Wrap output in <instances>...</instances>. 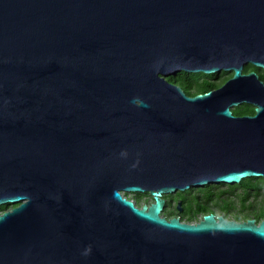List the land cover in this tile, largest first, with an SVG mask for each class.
<instances>
[{"label":"water","instance_id":"water-1","mask_svg":"<svg viewBox=\"0 0 264 264\" xmlns=\"http://www.w3.org/2000/svg\"><path fill=\"white\" fill-rule=\"evenodd\" d=\"M248 64L264 0H0V264H264V219L163 215L165 194L264 177ZM179 72L233 76L189 96Z\"/></svg>","mask_w":264,"mask_h":264},{"label":"flooded vegetation","instance_id":"flooded-vegetation-1","mask_svg":"<svg viewBox=\"0 0 264 264\" xmlns=\"http://www.w3.org/2000/svg\"><path fill=\"white\" fill-rule=\"evenodd\" d=\"M250 178L264 179V177H250ZM238 184H234V185H238ZM210 185H215V187L218 186L222 189H226L225 185H229V184H210ZM205 186L191 187L190 189L185 191H177L175 193L165 194L164 211L165 209L172 210L174 213L173 214L174 216L166 215V217L172 218L178 216L182 220V217L184 216L187 221L192 222L194 221L193 219L200 217V215H202L204 218L205 215L214 214L217 219L219 216H223L226 219H228L229 217H233V220L237 222H245L250 219H255L256 224H260L263 221L264 213L262 215L260 214L261 212L264 211V184L259 186V188L241 187V188H237L232 193L227 192L225 196H223L224 199H226L224 201H230V202H228V204L221 202V205L216 204L215 198L214 200H211L209 202L201 201V199L199 198L200 193L198 190L202 189ZM192 190L193 192H190ZM147 195L150 194L147 193ZM190 210H192V212H189ZM218 211L221 215H218L216 213ZM190 213H195L194 214L195 216L192 220L188 219V215Z\"/></svg>","mask_w":264,"mask_h":264},{"label":"trees","instance_id":"trees-1","mask_svg":"<svg viewBox=\"0 0 264 264\" xmlns=\"http://www.w3.org/2000/svg\"><path fill=\"white\" fill-rule=\"evenodd\" d=\"M244 71L249 73L251 71H255L259 74L260 78L264 81V69L258 68L252 64H248L245 66ZM233 72H222L220 74L213 73V74H203V73H187V72H179L176 75H172L168 77V81L175 83L181 86L184 91L189 96H194L197 94L207 93L211 90L217 89L221 87L228 79L229 76L231 77ZM233 113L237 116H245V115H254L255 114V107L253 105L244 103L233 108ZM264 184V179L262 178H246L238 185H225L226 189H222L215 185H208L203 187L202 189L198 190L200 195L199 198L202 202H209L214 200L217 205H221V202L228 204L230 201H224L223 196L227 192H234L237 188H259V186ZM190 192H193L190 191ZM147 194V193H145ZM138 195H142L138 193ZM197 202V201H196ZM8 205L0 206V211H5ZM176 209V208H174ZM167 215H173L172 210H167ZM189 212H192L190 210ZM264 213L261 212L260 215ZM195 213H190L188 215V219L192 220L194 218Z\"/></svg>","mask_w":264,"mask_h":264},{"label":"rangeland","instance_id":"rangeland-1","mask_svg":"<svg viewBox=\"0 0 264 264\" xmlns=\"http://www.w3.org/2000/svg\"><path fill=\"white\" fill-rule=\"evenodd\" d=\"M229 77H230V76H229ZM124 194H125V196H127L129 199L134 200V201L137 203V205H138L139 207H142V206H144L145 204L150 205V204L154 201L152 196L147 195V194H145V193H143L142 195H138V193H134V192H125ZM13 207H14L13 204H8L7 209H12ZM167 213H168V212H167V210L165 209V211H163V215L166 216ZM216 213H217L218 215H221V214L219 213V211L216 212ZM173 216H174V215H173ZM171 217H172V216H171ZM175 217H178V216H175ZM202 219H203V216L200 215V217H198V218H196V219H193L194 221H192V223H198V222L202 221ZM228 219L233 220V217H229ZM182 220H183L184 222H189V223H191V221H187V220L185 219L184 216L182 217Z\"/></svg>","mask_w":264,"mask_h":264},{"label":"clouds","instance_id":"clouds-1","mask_svg":"<svg viewBox=\"0 0 264 264\" xmlns=\"http://www.w3.org/2000/svg\"><path fill=\"white\" fill-rule=\"evenodd\" d=\"M233 110V109H232Z\"/></svg>","mask_w":264,"mask_h":264}]
</instances>
